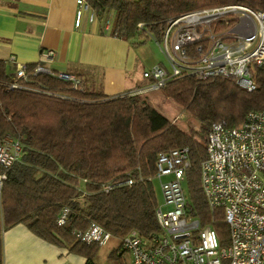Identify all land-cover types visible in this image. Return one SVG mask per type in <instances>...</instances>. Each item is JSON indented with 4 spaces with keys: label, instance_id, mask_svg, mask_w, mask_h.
Masks as SVG:
<instances>
[{
    "label": "trees",
    "instance_id": "16d2710c",
    "mask_svg": "<svg viewBox=\"0 0 264 264\" xmlns=\"http://www.w3.org/2000/svg\"><path fill=\"white\" fill-rule=\"evenodd\" d=\"M87 1L99 18L106 20L112 13L110 35L134 47L152 36L160 39L169 20L203 8L236 4L264 11V0ZM35 64H26V79L20 81L27 88H10L12 74L0 58V140L9 135L22 144L18 160L7 169L0 166L6 175L0 186V264L2 233L16 224L81 255L86 264L99 246L78 241L73 232L91 222L116 238L131 230L144 238L157 234L155 161L159 152L179 147L189 151L183 181L188 215L197 218L200 227L211 226L220 245L228 242L222 210L209 207L201 187L205 134L214 122L237 126L248 111L264 109V69L257 68L252 91L221 77L184 76L168 82L159 91L198 122L197 128L185 130L175 122L178 118L173 120L145 99L152 93L108 97L92 91L76 74V88L54 75L33 74ZM128 177L131 185L102 189L105 183ZM82 193L80 204L76 199ZM64 207L68 217L59 224ZM122 253L118 247L113 250Z\"/></svg>",
    "mask_w": 264,
    "mask_h": 264
},
{
    "label": "built area",
    "instance_id": "2783aa9c",
    "mask_svg": "<svg viewBox=\"0 0 264 264\" xmlns=\"http://www.w3.org/2000/svg\"><path fill=\"white\" fill-rule=\"evenodd\" d=\"M74 1V24L79 26L84 11L91 10V17L95 12L87 0ZM109 23L107 19L106 28ZM151 39L165 62L144 70L146 82L127 94L149 95L184 76L232 79L252 91L257 85V68L264 69V11L247 6L229 4L186 13L169 20L160 39ZM53 55L49 49L43 58L49 60ZM32 73L54 75L74 88L80 83L75 74L53 71L40 62ZM25 79L26 65H17L9 87L27 88L20 82ZM205 148L201 187L209 207L222 210L228 242L220 245L211 226L200 227L198 219L188 215L183 181L190 165L189 151L187 147L172 148L159 152L155 161V178L162 193V203L155 208L159 232L144 238L131 230L120 238L118 248L129 257L126 264H264V109L248 111L237 126H227L224 121L212 123L205 134ZM21 151L17 137H3L0 166L9 168ZM5 176V172L0 173V186ZM132 182L128 177L105 183L102 189L107 192ZM76 200L82 204L84 193ZM68 212V208H62L59 224H64ZM73 234L82 243L98 246L113 237L95 222Z\"/></svg>",
    "mask_w": 264,
    "mask_h": 264
},
{
    "label": "crops",
    "instance_id": "0c3cea01",
    "mask_svg": "<svg viewBox=\"0 0 264 264\" xmlns=\"http://www.w3.org/2000/svg\"><path fill=\"white\" fill-rule=\"evenodd\" d=\"M75 10L74 0H0V58L6 60L7 73L40 62L76 74L92 91L114 97L143 85L142 72L165 62L160 50L158 55L141 50L148 42L156 44L153 40L134 47L110 35L107 18L91 17V10L75 26ZM49 49L54 55L46 60ZM2 252L3 264H86L81 255L44 241L22 224L3 231Z\"/></svg>",
    "mask_w": 264,
    "mask_h": 264
},
{
    "label": "rangeland",
    "instance_id": "374dc122",
    "mask_svg": "<svg viewBox=\"0 0 264 264\" xmlns=\"http://www.w3.org/2000/svg\"><path fill=\"white\" fill-rule=\"evenodd\" d=\"M111 17H112V13L108 17V19L110 20ZM141 50L143 51L148 50L149 52L153 51L155 54L158 55L157 52L159 51V48L157 47L156 44L152 42H148L141 48ZM161 59H163V62H164V58H161ZM145 99L149 103L154 105L158 110H160L162 113L169 116L173 120L178 118L176 119L177 121L175 120V122L178 123V125L181 126L183 129L190 130V126L197 128L198 122L195 119V117H193L192 115L190 116L187 112H182L183 107H181L178 104H175L162 91L153 93L145 97ZM181 112L183 113V116L180 118ZM154 189L156 192L158 202L162 203V193H161L159 181L157 179L156 181H154ZM118 239H120V237H117V238L111 237V239L107 242L106 245L99 246L97 248L96 255L94 258L96 264H122L124 263L125 260L128 259V255L126 253H122L120 254V256H118L117 254H113V250H115L118 247L117 246L119 242Z\"/></svg>",
    "mask_w": 264,
    "mask_h": 264
}]
</instances>
